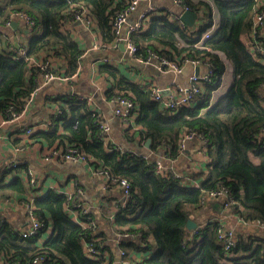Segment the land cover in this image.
I'll return each instance as SVG.
<instances>
[{"label":"trees","instance_id":"1","mask_svg":"<svg viewBox=\"0 0 264 264\" xmlns=\"http://www.w3.org/2000/svg\"><path fill=\"white\" fill-rule=\"evenodd\" d=\"M184 2L190 10L205 11L197 27L188 26L180 17L173 19L169 18L170 14L153 11L146 14V28L132 32V39L141 46L138 54L144 57L148 49H153L172 58H209L215 70V82L204 83L193 103L182 106L173 115L150 97V90L143 83L124 75L119 80V89L132 93L138 104L136 121L142 125L141 141L151 138L152 150L164 148L172 158H178L181 133L191 131L207 138L210 161L205 180L200 186L190 185L186 177L158 173L152 157L137 151L123 153L110 144L105 145L95 116L85 104L71 103L68 108L62 104L60 108L65 111L59 121L63 132L57 134L54 129L36 134H45L52 141L59 139L60 145H78L101 160L112 175L130 181V196L115 213L116 231L139 238L122 240L118 247L125 253L118 256L112 248L104 247L102 240H95L100 232L90 212L81 217L94 225L84 226L74 221L65 208L67 195L50 189L33 198L36 213L44 222L41 230L52 227L44 240L39 238L40 233L25 238L7 220L0 222V255L5 264H32L40 252L45 253L49 264H116L119 258L136 262L132 252H142L145 264H264L263 236L235 231L236 242L227 250L218 234L222 222L216 218L206 221L195 233L189 235L187 231L190 207L201 206L203 195L220 185L226 186L236 201L230 206L231 212L250 224L264 223V53L252 52L241 38L243 29L249 31L251 27L256 0ZM128 4L129 0H10L9 14L26 13L35 20L38 32L29 37L26 56H17L5 47L6 34L0 30L2 118H9L12 111L20 112L25 99L38 85L39 68L30 61L31 56L43 51L61 55L69 61V73L76 71L83 49L61 29V20L69 16L72 8L87 6L102 31L104 43H109L116 37L114 17ZM213 22L217 23L215 30L202 41L204 48L198 47L197 43ZM260 33L259 27L257 35L264 45ZM224 56L232 62L233 81L215 100L214 91L222 84L227 68ZM102 68L110 69L107 64ZM28 167L24 164L0 172V201L12 196L27 197L22 174H26ZM82 239L93 242L101 253L88 256ZM106 249L108 256L104 254Z\"/></svg>","mask_w":264,"mask_h":264},{"label":"crops","instance_id":"2","mask_svg":"<svg viewBox=\"0 0 264 264\" xmlns=\"http://www.w3.org/2000/svg\"><path fill=\"white\" fill-rule=\"evenodd\" d=\"M9 1L0 0V30L9 38L6 39V35H3L4 39L8 41L5 47L8 50H13L15 53L14 49L25 46L28 43L29 37L38 32V28L36 27V22L34 28H27V22L22 18L13 20L17 22L16 27H13L12 23L7 24L6 21L10 11L7 8ZM150 6H153L155 10H148ZM2 9H5V13L2 12ZM153 11L179 15L182 13V8L176 5L173 0H142L136 10L128 16L121 34H125L130 25L139 21L142 14L145 15V13ZM204 13L203 9L198 12V18L193 26L197 27L199 18ZM147 18L146 16V20ZM64 31L69 33L83 49L80 59L81 71L73 77L79 66L75 72L72 71L73 74L72 72L69 73V61L61 55L48 54L46 51H43L40 55L30 57L31 62L32 57H34L35 62L48 59L51 61L52 67L56 72L61 73V75L70 76V78L67 81L56 79L44 87L43 90L39 91L32 108L21 123L24 125L23 127L19 124H12L1 130L3 138L0 139V172L5 169L10 170L8 165L12 160H17L19 162L18 166L28 164L33 167L40 177V185L38 187L31 186L26 180V174L23 173L22 177L27 185V197L42 196L50 189L58 191V189H70L76 185L81 186L85 192L86 211L90 212L98 223V233L100 232V236H97V238L102 240L104 247L112 248L121 257V249L118 247L120 242L116 238L119 231H116L115 213L127 198L124 196L120 186L116 182L107 179L106 176L94 174L90 171L89 165L84 162L66 160H49L44 162L42 156L50 147L68 145H60L59 139L52 141L51 137L45 134H36V132H49L54 129L57 130V134L63 132V125L59 120H61V114L65 110L62 111L60 106L63 108V104L68 108L71 103L76 105L83 103L91 110L96 121L99 118H105L109 121L111 126L109 134L110 146L114 147V149H117V145L120 146L119 151L123 153H134L137 151L155 158V155L160 154V150L154 151L150 146H146L147 140L141 141L142 137L139 131L142 130V125L136 121L139 116L138 104V114L132 124L124 126L120 118L114 114L115 102L112 99L113 95L122 91L119 89V80L125 75L140 84L143 83L142 85L145 88H150L152 83L157 84L161 88L174 85H187L190 75L195 72L196 67L187 64L178 75L172 72H163L158 70L152 63L138 62L130 58L126 50L121 47V43L116 48L105 47L106 43H104L102 31L98 26L92 29L80 21L72 22ZM260 31V37L264 38V24L260 26ZM241 38L251 49V38L248 29H243ZM257 40L264 50L261 39L257 38ZM224 58L227 68L222 84L214 91L213 97L215 100L226 92L233 81L232 62L225 56ZM32 63L36 66L34 62ZM104 64L109 65L110 69H103L102 66ZM205 70L204 67H201V71ZM80 95H86L87 97L82 100L79 99ZM1 119L3 118L0 115ZM41 123L45 125L39 126ZM26 127H34L33 132L27 133ZM105 145L108 146L107 143ZM108 150L111 149L109 148ZM94 160L97 161L98 159L94 158ZM99 161L103 164L101 160ZM209 161V154L207 155L202 152L199 140L193 138L188 141L185 151H179L176 165L186 174L187 183L193 186H200L209 173L207 166ZM26 198L12 196L9 199L0 201V222L7 220L20 231L27 224H30L24 206ZM190 209V217L197 222L198 226L204 224L209 219L216 218L225 224L226 227L234 229V231L264 237V228L262 226L257 223L250 224L243 221L239 215L231 212L229 208L224 206L222 199H209L201 206L190 207ZM51 231L52 227L50 226L41 230L39 238L44 240L50 235ZM187 231L189 235L193 233V230H189L188 228ZM129 238L134 239L135 237ZM104 254L108 256L109 250L106 249ZM131 257L136 259V262H140L144 256H142V252H132ZM119 260L117 259L116 264H127L125 261H121L120 258ZM0 264H5L2 257L0 258Z\"/></svg>","mask_w":264,"mask_h":264},{"label":"built area","instance_id":"3","mask_svg":"<svg viewBox=\"0 0 264 264\" xmlns=\"http://www.w3.org/2000/svg\"><path fill=\"white\" fill-rule=\"evenodd\" d=\"M142 0H129V4L127 7L121 11H119L113 20V29L115 31L116 37L115 39L110 42L106 43L104 46L109 48H116L122 42L125 44V50L130 58L137 60L138 62L143 63H152L158 70L163 72H172L175 75L180 74L184 67L187 64H191L193 67H204L205 71H200L199 73L193 72L190 75L189 83L187 85H174L169 86L166 88H161L157 84L152 83L150 85V97L154 100H157L162 105L169 115L175 114L179 108L182 106H187L193 103V101L197 98V96L202 92V85L206 82H215V70L213 64L209 58H202V57H176L172 58L166 55H162L159 52L148 49L147 56L144 57L138 52L141 49V46L133 41L132 39V32L140 30L141 28L146 27L145 15H141V19L139 21L133 23L129 26L128 31L125 34H121V30L124 24L127 22L128 16L136 10L137 6L140 4ZM174 3L178 6H181L182 12L185 10H190L189 5L185 4L184 0H173ZM77 6V7H76ZM74 8L71 9L69 16H65L61 20V29L64 31L72 22L80 21L85 26L94 29L96 24V19L94 15L91 13L89 8L85 5H76ZM215 9V8H214ZM148 10H155L153 6H150ZM181 14L176 15L174 13H170L169 18H178ZM16 18H22L27 22V28H34L35 20L32 19L29 15L23 12H13L9 14V17L6 21L7 24H11L12 21ZM264 24V0H256L255 8L253 13L251 14V27L249 29V35L251 38V51L255 53V51H260L264 53L260 42L257 40L258 35V28ZM217 26L216 22L208 28V30L202 35L201 41L197 43L198 47L204 48L202 41L208 38ZM243 41V40H242ZM17 56H26L27 54V47L23 46L20 48L14 49ZM32 62L39 68V80L38 85L36 88L30 93V95L25 99L23 108L20 112L12 111V115L9 118H3L0 120V139L3 138V134H1V130L6 128L12 124H19L22 127V121L24 120L25 116L28 114L30 109L32 108L39 91L43 90L50 82L61 79L64 81L69 80L70 76L61 75L54 70L52 67L51 61L45 59L41 62H35L34 57L31 58ZM81 65L77 71L74 73L73 77L78 74L81 70ZM86 95H80L79 99H85ZM214 98V97H213ZM113 101L115 102L114 107V114L120 118L121 123L124 126L132 124L138 114V106L137 103L132 95V93L125 91H121L120 93H115L113 95ZM264 102V101H263ZM12 109V107H11ZM98 124V132L100 136L103 138L104 142L109 144L110 140V131L111 126L107 119L99 118L97 120ZM45 124L41 123L39 126H44ZM27 133H32L34 127H26ZM264 132L262 133L263 136ZM197 138L200 142V150L208 155V140L202 134H196L195 132L191 131H184L181 133L179 137V151L183 152L187 148V143L189 140ZM117 150L120 149V146H116ZM161 154L155 155V168L156 171L160 174L166 176H175V177H186V174L183 170L178 168L176 165V158H172L167 150L164 148L161 149ZM148 157V155H145ZM42 159L44 162L49 160H66V161H73V162H84L89 165V169L96 175L106 176L107 179L116 182L124 196L127 198L130 196L131 193V183L130 181L123 177L117 178L116 176L112 175L109 170L99 161H95L94 157L88 154L85 150H83L78 145H68V146H52L49 150L43 154ZM19 162L17 160H12L8 165L9 169H13L17 167ZM40 177L35 172L34 168L29 166L26 170V180L27 182L33 186L38 187L40 185ZM59 192L64 193L67 195V202L65 208L71 218L84 225H94V222H90L81 217L83 213H86V204L84 200L85 192L81 186H75L73 188L68 189H58ZM222 199L223 204L225 207L230 209V206L236 203L235 199L230 194L229 189L224 186L220 185L219 187L207 191L202 199L201 203L204 204L209 199ZM15 201V200H13ZM25 210L29 217L30 224H27L25 228L22 229L21 235L25 238H30L37 236L40 233L41 228L44 225V222L39 218L36 213V207L33 202V197H28L24 201ZM246 222V221H245ZM258 225L264 228V223L260 221H255ZM203 225V224H202ZM201 226V225H200ZM200 226H197L193 229V233H195ZM219 238L224 241L225 247L227 250L231 248L236 242L235 238V231L232 228H228L225 224L222 223L221 227L218 231ZM132 234L127 232H119L117 235V241L121 242L129 237H135L136 239L139 238V235L131 236ZM85 247L86 254L88 256H95L101 253L99 248L93 242H87L85 239H82ZM95 240H99V238H95ZM94 240V241H95ZM125 252L121 250V255ZM2 256L0 255V258ZM3 259V258H2ZM127 264H145L143 261L140 262H126ZM15 264H25L24 262H17ZM32 264H49L46 262V256L44 252L38 253L33 259Z\"/></svg>","mask_w":264,"mask_h":264},{"label":"water","instance_id":"4","mask_svg":"<svg viewBox=\"0 0 264 264\" xmlns=\"http://www.w3.org/2000/svg\"><path fill=\"white\" fill-rule=\"evenodd\" d=\"M198 18V13L194 10H185L184 12L181 13V16H180V19L185 23L187 24L188 26H193L196 22ZM17 25V22L16 21H13L12 22V26L13 27H16ZM121 47L123 49H125V44L124 42L121 43ZM201 71V68L200 67H196V70L195 72L196 73H199ZM150 143H151V138H148L147 141H146V146H150ZM161 150H160V154H161ZM198 226L197 222H195L192 218H189L187 220V228L189 230H193L195 229L196 227Z\"/></svg>","mask_w":264,"mask_h":264}]
</instances>
